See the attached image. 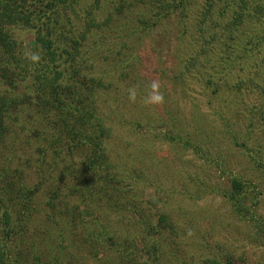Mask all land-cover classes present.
Wrapping results in <instances>:
<instances>
[{"label":"rangeland","instance_id":"rangeland-1","mask_svg":"<svg viewBox=\"0 0 264 264\" xmlns=\"http://www.w3.org/2000/svg\"><path fill=\"white\" fill-rule=\"evenodd\" d=\"M193 18L185 22L189 32L184 33L183 41L187 39L189 45L184 41L182 47L174 40V29L182 27L174 17L170 26L143 40L137 70L134 67L131 77L119 84L118 95L123 101L112 113L115 121L108 151L121 182L107 186L95 183L98 194L84 200L82 193L70 202L80 208L91 205L93 212L84 224L96 228L94 221H103L116 234L114 240L104 237L93 243L87 236L90 229L82 227L78 217L77 224L66 229L68 248L63 250L59 227L35 215L25 234L28 239L21 243L22 248L19 246L29 254L20 264L38 263L33 256L37 245L40 251L52 249L51 254L57 248V264H264V42H255L258 47L240 65H234L220 50L224 62L218 64V56H205L200 62L195 55L201 49L192 43L200 24L196 26ZM247 19L239 32L245 40L264 28V6L251 10ZM28 33L23 29L19 32L24 58L30 63L36 52ZM178 51H182L181 57L185 52L186 64L182 66L190 67L185 75L184 68L180 70L174 63ZM153 82L159 84L164 97L160 104L144 102ZM131 88L137 90L135 100L130 98ZM1 148L9 154L6 147ZM30 151L26 156L31 157V170L25 182L36 184V159L41 155L36 147ZM70 156L74 167L67 170L59 162L53 177L58 179L64 170L68 174L84 167L85 150ZM25 159H16L13 165L24 166ZM234 178H241L244 184L246 198L242 201L247 218L237 213L226 196L232 191ZM61 182L64 186V182L74 184L66 178ZM114 185L118 194H112V200L122 203L120 208L113 207L109 195L101 192L102 187ZM108 190L113 191V187ZM46 196L42 189L37 203L42 204ZM163 213L169 216V229L163 230L155 261L145 252L150 239L145 230L148 223H158ZM64 222L70 224L65 218L60 224ZM36 228H46L47 233ZM117 245L131 248L128 257L118 255Z\"/></svg>","mask_w":264,"mask_h":264},{"label":"trees","instance_id":"trees-1","mask_svg":"<svg viewBox=\"0 0 264 264\" xmlns=\"http://www.w3.org/2000/svg\"><path fill=\"white\" fill-rule=\"evenodd\" d=\"M263 6L264 0H0V264H20L24 256L28 257L19 246L22 248L21 243L28 239L25 234L35 215L59 227L63 250L68 248L66 229L72 223L76 225L78 217L82 227L90 229V241L99 243L104 237L113 241L116 234L103 221H94L98 223L96 228H101L97 230L84 224L93 212L91 205L80 208L70 202L82 193L84 200L91 199L87 195L98 194L95 183L107 186L121 182L109 159L108 139L114 129L112 113L123 101L118 95L119 84L137 70L140 44L151 33L170 26L176 17L182 27L174 29V40L179 46L183 47L184 41L189 45L183 36L189 32L185 22L193 16L196 26L200 24L195 32L198 37L192 42L201 49L195 55L200 62L205 56H218V64L232 59L234 65H240L257 44L264 42V28L246 40L239 33L251 10ZM22 29L33 38L36 53L30 63L23 55ZM181 52L175 53L174 63L181 66L180 70L184 68L185 75L190 67L182 66L186 61L185 52L182 57ZM111 94L113 99L107 101ZM136 125L132 126L134 130ZM1 147H6L9 154ZM34 147L41 155L36 159L38 180L28 184L25 177L32 160L26 155ZM80 150H85L84 167L68 174L64 170L58 179L53 177L59 162L67 170L74 167L70 155ZM23 158L24 166L13 165ZM65 178L74 184L64 182V186L61 181ZM231 186L226 196L237 213L247 218L242 179L234 178ZM112 187L113 191L108 190ZM112 187H102L101 192L109 195L113 207L120 208L123 204L112 200V194H118L115 185ZM42 189L47 193L46 200L38 204ZM58 217L61 219L57 222ZM64 218L70 224H60ZM168 218L163 213L158 223L147 224L146 236L152 240L146 243L145 252L152 260L156 261L163 230L169 229ZM44 230L39 231L47 233ZM129 248L117 245L115 251L128 257ZM35 250V264H42V260H48L44 264H57V248L54 254L52 249L40 251L38 245Z\"/></svg>","mask_w":264,"mask_h":264},{"label":"clouds","instance_id":"clouds-1","mask_svg":"<svg viewBox=\"0 0 264 264\" xmlns=\"http://www.w3.org/2000/svg\"><path fill=\"white\" fill-rule=\"evenodd\" d=\"M149 91L147 95L144 97V102L146 104H160L163 102L164 97L163 95L159 92V84L156 82H153L149 86ZM129 94L130 98L135 100L137 96V90L135 88L129 89Z\"/></svg>","mask_w":264,"mask_h":264}]
</instances>
